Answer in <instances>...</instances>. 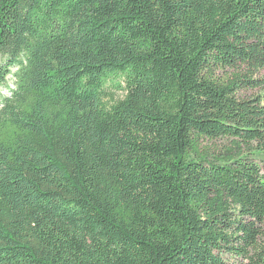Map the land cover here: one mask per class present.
Returning <instances> with one entry per match:
<instances>
[{"label":"trees","instance_id":"16d2710c","mask_svg":"<svg viewBox=\"0 0 264 264\" xmlns=\"http://www.w3.org/2000/svg\"><path fill=\"white\" fill-rule=\"evenodd\" d=\"M10 75L0 264H264V0H0Z\"/></svg>","mask_w":264,"mask_h":264},{"label":"rangeland","instance_id":"374dc122","mask_svg":"<svg viewBox=\"0 0 264 264\" xmlns=\"http://www.w3.org/2000/svg\"><path fill=\"white\" fill-rule=\"evenodd\" d=\"M14 78L8 76V83L5 86L0 87V93L3 96H8L10 90L14 87ZM123 97L121 90H118L111 82L106 85L105 88V100L108 103H114L117 99ZM200 149L209 156L223 155L228 149H231V140L229 138H219L215 140L203 139L201 141ZM257 160L264 158V154L260 156H254Z\"/></svg>","mask_w":264,"mask_h":264}]
</instances>
